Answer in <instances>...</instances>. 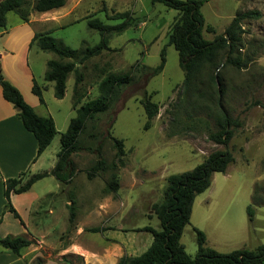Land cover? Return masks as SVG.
Wrapping results in <instances>:
<instances>
[{"label":"rangeland","instance_id":"obj_1","mask_svg":"<svg viewBox=\"0 0 264 264\" xmlns=\"http://www.w3.org/2000/svg\"><path fill=\"white\" fill-rule=\"evenodd\" d=\"M34 1L28 0V11L32 10ZM84 4L96 13L80 21L67 19L48 35L65 47L84 51L101 42L100 33L89 27V21L98 20L112 27L124 22L131 25L122 34L111 37L107 48L99 55L77 66L76 73L69 75L62 99L54 96V83L45 80L47 62L59 60L56 55L42 51L35 42L27 59H21L18 67L23 68L24 73H28L27 67L30 68L35 81L43 88L44 103L32 93V82L22 73L18 82L24 99L35 106L40 116L51 117L55 122L57 134L46 156L51 158L53 155L57 159L61 136L77 116L74 108L77 96L80 99L78 107L96 99L99 84L110 73L127 75L130 80L118 89L106 112L88 121L82 143L84 147H92L94 152L83 150L73 156L79 173L64 189L77 199L74 223L69 225L66 194L42 197L32 207L28 219L30 232L40 240L37 246L29 247L31 253H38L45 264H83L81 257L66 251L68 244L75 240L76 244L84 246L81 241L85 235L101 241L102 235L89 234L88 228L105 223L104 227L109 230L115 226L127 231L115 236L125 246L136 245L132 254H142L151 245L153 237L139 230L147 226L160 229V221L152 207L163 201L167 178L189 172L212 153L226 149L233 153L235 162L225 173H214L211 186L195 198L190 224L183 231L181 243L193 258L197 253L194 229L206 235L208 248L222 254L239 249L256 250L264 245V206L255 207L253 223L247 214V207L253 203L254 186L264 182V0H209L202 7L203 36L208 41L225 35L238 12L257 10L262 13L260 19L242 23L245 33L234 57L249 58L247 66L241 70L227 66L220 71L226 88L225 109L241 123L234 130L227 148L209 138L219 131L214 115L202 109L203 104L190 105L188 100L191 102V98L185 97V75L179 65V55L174 46L168 44V35L178 12L161 3L153 4L151 0H86ZM125 12L131 19L113 17ZM31 14L40 18L34 11ZM15 17L12 14L9 21ZM51 26L48 24L40 29L36 25L35 29L41 32ZM208 27L213 28L214 33L208 32ZM164 48V69L150 77L149 70L160 65ZM228 56L229 53H225L224 62ZM79 74L82 81L76 85ZM145 92L159 106V113L148 129L141 104ZM213 98L215 102L217 95ZM95 133L99 135L93 139L91 135ZM112 136L124 142V166L117 160ZM98 145L100 153L96 151ZM99 159L108 165H117L118 196L106 188L101 178L87 179L85 170ZM110 175L111 171L107 172L105 179ZM28 178L22 177V184ZM48 188L57 192L52 185ZM84 223L88 225L86 228H83ZM79 226L83 230L77 234ZM14 230L18 232L19 228Z\"/></svg>","mask_w":264,"mask_h":264},{"label":"trees","instance_id":"obj_2","mask_svg":"<svg viewBox=\"0 0 264 264\" xmlns=\"http://www.w3.org/2000/svg\"><path fill=\"white\" fill-rule=\"evenodd\" d=\"M153 4L161 3L168 9L178 12L174 24L168 35V44L174 46L179 55V65L184 72V94L186 99L191 98L188 103L192 106L202 105L215 117L219 127L217 133L209 136L214 143L228 147L234 137V130L240 127L241 123L228 115L224 106V96L226 88L224 86L222 69L232 66L237 70L246 67L249 58L234 57L238 46H241L242 35L245 31L242 23L245 20L260 19L262 13L257 10L238 12L227 28L225 35H218L213 41H208L203 36L205 19L202 14V7L209 0H151ZM28 0H4L0 3V29L8 28V14L14 13L21 22L30 21L31 11L37 13L57 10L65 6L66 0H35L32 10L28 11L26 6ZM115 18L131 19L128 12L116 13ZM89 27L97 30L101 35V42L95 47H88L84 51L73 50L65 47L60 41L45 34H36L34 42H37L44 52L53 53L59 60H50L47 63L45 80L54 83V96L62 99L66 92L67 80L71 73H76L77 66L83 64L88 59L99 55L108 46L110 38L114 35L122 34L129 25L128 22L112 27L104 25L98 20L89 21ZM208 32L214 33V29L207 28ZM82 53V54H81ZM225 53L229 56L224 62ZM81 54V57L79 58ZM166 48L161 53V63L153 70H149L150 77L161 73L164 69L166 59ZM129 76L110 73L99 84V96L78 107L80 99L77 96L74 108L77 116L73 118L67 131L61 136V150L57 154V163L51 171H44L32 175L22 184V177L10 179L4 187V196L7 201L6 208L14 216H20L12 207L10 194L15 190L17 194L29 191L34 184L45 178L53 177L57 181L69 186L73 183L77 170L74 155L83 150L93 153L92 147H84L82 136L86 133L87 123L98 114L106 112L118 89L129 82ZM82 81V75L76 78V85ZM0 86L4 99L13 105L17 111L18 118L24 128L30 132L37 141V156H40L51 144L57 134L55 122L51 117H42L24 100L20 91L8 81L2 73L0 63ZM43 88L34 81L33 93L38 96L43 104ZM213 95H217L215 102ZM205 101V102H204ZM147 117L145 128L148 129L150 122L157 117L159 106L151 101L145 92L141 101ZM99 134H92L96 139ZM116 149V157L120 166H124L126 155L123 140L114 136L110 137ZM96 151L100 153V145ZM235 162L233 153L229 150L217 151L209 155L205 161L189 172L171 175L167 178V187L164 192L163 201L153 205L152 210L160 221V229L156 230L150 226L139 231L148 232L152 235L153 241L150 247L141 255L131 257L122 256L117 264H264V245L256 250L239 249L228 254H222L206 245V235L194 229L197 242V253L193 258L187 252L181 238L185 227L190 224L192 208L195 198L204 193L212 183L214 173H225L228 166ZM111 171L109 179H105V174ZM87 179L92 181L101 178L106 188L118 196L120 191V179L118 167L115 163L108 165L104 160L99 159L85 170ZM60 194L67 195L66 208L69 211V225L71 226L76 217L77 199L68 194V189H64ZM253 203L247 207L249 221L253 223L255 217V207L264 206V182L256 183L252 195ZM21 224L22 221H21ZM105 227L90 229L92 233L104 232ZM33 242L23 236L0 237V248L8 250L17 256H21L22 251L29 248ZM32 264H45L42 258H37Z\"/></svg>","mask_w":264,"mask_h":264},{"label":"crops","instance_id":"obj_3","mask_svg":"<svg viewBox=\"0 0 264 264\" xmlns=\"http://www.w3.org/2000/svg\"><path fill=\"white\" fill-rule=\"evenodd\" d=\"M2 1L4 0H0V3ZM85 1L66 0L65 6L60 9L44 13L36 12L40 18L37 16L35 18L31 14V19L28 23L21 22L14 13L8 14V28L0 29V63L5 78L20 93L18 76L22 73L23 75L26 74L25 76L32 82L33 93L34 81L36 80L34 74H32V71L28 67V73H24L25 70L18 67V64L21 62V59H27L30 48L34 46L35 42L33 40L36 34L48 35L49 31L60 28L63 25V21L67 19L80 21L89 18L96 12H94L95 10H90L91 7L89 5L86 6L84 4ZM12 14L16 17L9 21ZM48 24L52 25L51 28L44 31L40 32L35 29L36 25L41 29ZM29 105L35 111V106L32 104ZM51 144L40 156H37V141L35 137L24 128L13 105L4 99L0 86V237H6L8 235L23 236L32 242L34 241L31 247L33 245L37 246L40 243L38 237L32 235L29 230L28 219L31 209L42 197L49 194L59 195L66 185L53 177H49L34 184L27 192L17 194L15 190L12 191L10 194L11 205L20 216L23 224L6 208L7 201L4 196V187L8 180L18 179L24 174L26 176L24 175L23 177L26 180L29 176L44 171H51L58 160L53 155L51 158L46 156ZM44 185L45 188L43 187ZM48 185L55 187L57 192L48 188ZM25 213H27V218H25ZM104 224L93 228L104 227ZM83 226V228H86L88 225L84 223ZM16 228H19L18 232H15L16 230L14 229ZM83 228L79 226L77 234ZM90 229L88 228L89 234L92 233L89 231ZM119 232L127 231L112 226L110 230L107 229L104 232L96 233L102 235L103 239L101 241L85 235L81 241L84 246H80L76 244L75 240H72L68 244L66 251L81 257L83 264H117L118 260L124 255L135 257L132 253H135L137 249L136 245L131 244L125 246L121 243V240L115 236ZM37 258H41L40 255L36 252L31 253L30 248L23 250L21 256H17L12 252L8 253L7 250L0 248V264H32Z\"/></svg>","mask_w":264,"mask_h":264},{"label":"water","instance_id":"obj_4","mask_svg":"<svg viewBox=\"0 0 264 264\" xmlns=\"http://www.w3.org/2000/svg\"><path fill=\"white\" fill-rule=\"evenodd\" d=\"M225 37L227 38V35H225Z\"/></svg>","mask_w":264,"mask_h":264}]
</instances>
